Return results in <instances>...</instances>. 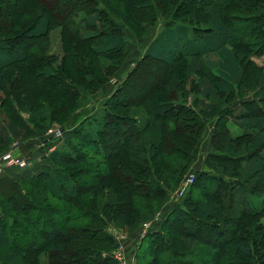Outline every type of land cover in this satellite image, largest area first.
Listing matches in <instances>:
<instances>
[{
  "label": "trees",
  "instance_id": "obj_1",
  "mask_svg": "<svg viewBox=\"0 0 264 264\" xmlns=\"http://www.w3.org/2000/svg\"><path fill=\"white\" fill-rule=\"evenodd\" d=\"M24 1L22 9L23 0H0V150L36 137L47 166L32 180L44 190L39 195L20 197L0 185L9 200L0 219V264H32L31 255L45 252L49 264H118L107 254L115 247L107 224L128 227L133 220L129 231L135 232L161 212L171 190L163 176L175 175L173 164L189 168L199 158L206 120L214 117L207 170L194 180H207L215 192L194 199L193 185L163 223L151 220L137 264H264V66L255 63L264 60V0H106L105 8L101 0H53L56 15L50 0ZM112 1L126 22L109 6ZM32 8V19L23 26L15 22ZM160 19L162 29L102 104V117L77 121L79 104L98 92L94 80L101 83L105 74L87 56L121 64L125 28L141 33ZM57 27L64 30L60 60L46 54ZM20 35L27 44L16 49ZM147 60L167 69L163 82L136 101L120 99ZM191 95L208 101L203 110L187 103ZM219 105L225 109L215 116ZM134 106L141 117L125 115ZM229 122L240 131L230 137ZM54 124L59 138L47 134ZM134 155L142 162L136 175L119 176L123 160ZM93 159L103 175L88 177L92 169L81 167ZM109 166L119 176L111 191L99 186ZM119 191L130 199L110 204ZM48 193L61 205L50 204ZM187 220L207 224L219 241L195 228L185 232Z\"/></svg>",
  "mask_w": 264,
  "mask_h": 264
},
{
  "label": "rangeland",
  "instance_id": "obj_2",
  "mask_svg": "<svg viewBox=\"0 0 264 264\" xmlns=\"http://www.w3.org/2000/svg\"><path fill=\"white\" fill-rule=\"evenodd\" d=\"M101 1L103 3H101ZM100 4L101 6H103V8H105V6H108L107 1L106 0H101ZM50 7H51V12L54 13V15L57 14V9L54 7L55 2L53 0H50ZM113 10H115L121 17V19L123 21H127L126 16L124 15L123 11L121 10L120 6H118V4L115 3V1L110 2L109 5ZM25 1L23 0V3L21 5V8H25ZM36 9V8H35ZM35 9L32 8L29 12H27L28 14L26 15H18L16 16L15 22H20V24L23 26L25 23L28 22V20L32 19L35 16ZM43 7L41 8V13H42ZM162 20H158L157 21V25L155 27H145L143 29V31H141L136 27V29H132L131 27L127 26L124 30V39L127 42V48L125 51V55L124 58L121 62V64L118 63H113L109 60H105L104 58L98 59L97 61H95V58L92 55H88V60H92L94 65L100 70V68L102 69V74L105 73L103 75L102 78V82L100 83L98 80H94V88L98 90V92L93 95L90 96L87 94L86 96V101L83 103H80V107L77 109L76 115H77V121H82V119L90 116V117H97V119H99L100 117H102L100 115V113L102 112V104L104 102H106V100L108 98H111L112 94L114 93V91L116 90V87L120 86L121 81H123L127 75L130 74V72H132V69L134 68V65L136 64V62H138V60H140L144 54V49L147 47V45L153 40L155 39L154 37L157 35V33L162 29ZM203 25V24H201ZM200 25V26H201ZM205 26V25H203ZM18 30H22V28H19ZM64 30L61 29L60 27L57 28H53L49 34V38L48 40L50 41L49 43V48L48 51L46 52L47 55L49 56H54L55 58H57L58 60L61 59L63 55V49H62V44L63 41L61 39L62 36V32ZM14 35V34H13ZM63 36H66L63 33ZM23 36L20 35V37H18L17 39H14L15 41V48L16 49H21L23 48L24 45L27 44V41L25 42L24 39L22 38ZM13 40V39H12ZM26 43V44H25ZM63 58V57H62ZM87 60V61H88ZM59 63V62H58ZM150 60H147L144 62V64L141 66L140 69H137L133 76L132 79L130 80V85L128 86V89L126 91V94L120 95V99H127V100H133L136 101L138 99L141 98V96H144L145 93L149 92L151 89L159 86V84H161L163 81V77L167 72V69H164V67H158V68H154V66H152L150 64ZM255 63H257L258 65H263L264 66V60L259 58V59H255ZM102 66V67H101ZM90 76H87V78ZM85 78V79H87ZM143 78V79H142ZM181 78V77H180ZM97 79V78H96ZM184 79V78H182ZM78 81V80H77ZM189 101H191L192 103H194V106L199 108V109H204V106L206 105V103L208 101H206L205 99H201L198 98L197 96H189ZM197 99V103L195 105ZM139 103V102H138ZM137 103V104H138ZM230 105V103L228 104V106ZM219 108L216 110L215 112V116H217V114L219 115L220 112H222L225 107L223 106H218ZM241 109V108H240ZM130 112H127L125 115L127 117H131V116H135V117H141L142 115V110H138L136 108V106L131 107ZM138 111V112H137ZM118 112L120 114H124L126 111H121L118 110ZM238 113V110L234 113L236 114ZM26 118V117H25ZM207 123H211L209 121H206ZM215 123V122H214ZM213 125V122H212ZM59 125L54 124L52 126V131H56L59 130L60 127H58ZM228 128L230 130L229 133V137L232 135H235L236 133H239L240 131L238 130V128L235 127V124L232 122L228 123ZM47 131L48 132L50 131ZM121 130L120 128L117 126L116 128V132L119 133ZM48 135H52V133L48 134ZM227 137V136H225ZM32 138V137H31ZM31 138H24L22 139L20 142H25ZM212 140V136L211 135H205L203 137L202 140V145L200 146L199 149V158H197L194 162H192L189 165V168H186V166H182L180 164H176V165H172L173 170L175 171V175L173 176H168L166 177V175L163 176V178L166 179V181L169 182L168 185V195H169V200L168 202L163 206V210L161 212H155L153 213V216L151 217V219L149 220V222H145L143 223L135 232L129 231L131 228H133L134 225V221L132 220L130 225L128 227H116L111 223L107 224V230H111L114 229L115 231L121 232L122 236L125 235V240H124V246L123 248L125 249V254H127L130 257V260H133L135 264H137V259H136V253L138 250V247L141 245V237L142 234L144 233L145 230V225H149L151 220H161V223H163L164 221V217L166 215L167 212H170V210L172 208H174L176 206L177 203H182L184 199H186L187 197V193L188 191L191 190L192 186H198V189H193V191L195 192V196L194 199H199V197H201L203 194L202 193H208V194H212L215 192L213 184H211L210 182H208L207 180H205L202 183H199L197 178L198 176V172L199 171H205V169L207 170L206 166L204 165L205 160H206V156L207 154H209V151H204V147L205 144L207 143L209 145L210 148V143ZM38 141V140H37ZM39 142V141H38ZM224 142V141H223ZM19 142L17 143H13L11 145V147L7 150H0V157L3 156V154L11 151L14 156L16 157H21V156H17V154L15 153L16 151V147L18 146ZM41 145V142L38 143V146ZM219 145V144H218ZM220 146H222V144L220 143ZM219 146V147H220ZM39 149H36L35 151H38ZM139 156V155H138ZM137 155L132 156V157H128L125 160H123L122 163V169L119 172V176H122L124 178L128 177L129 179H133L132 177L135 174V172L133 173V170H135L137 167L136 164L138 163H142L137 161L138 158H136ZM97 162L100 161L99 159H93L90 161H84V163H81V167H86V169L90 170L92 169V171L90 172L89 175H87L88 177H90L91 175H93V173L95 172H100V175H103V169L100 167L102 166V164H100V166H98ZM156 162L159 165H164V161L160 160V159H156ZM29 163V160H28ZM79 165H76L75 168H78ZM28 167V166H27ZM80 167V166H79ZM125 167L127 169H125ZM108 169V175H106L103 179V181L101 182V184L99 186L102 185H108L110 191L116 189L117 185L119 184V176L115 177V175H112L111 172H113L111 166H109ZM72 169V168H70ZM73 169V170H74ZM163 170V169H162ZM165 172V171H164ZM110 173V174H109ZM133 173V174H132ZM194 174L196 175V182L194 180ZM156 175V173L154 174ZM178 180L175 181L176 177H178ZM87 181L89 180V178L86 179ZM86 180H83L82 183L86 184L85 182H87ZM179 182V183H178ZM79 183V182H78ZM175 183L178 185L175 186ZM108 189V190H109ZM113 192V191H112ZM112 196V195H110ZM93 197L92 195H89V198ZM118 199H116V201L112 200L110 201V204H115V202H120V201H125L130 199L129 196H126V194L121 193L120 191L117 192V196ZM193 221H186V229L184 230L189 231L190 227L191 228H195L196 231H198V233L202 236V237H211L212 240L215 241H219L218 237H214L211 235V232L209 231V228H207V224L206 225H198L196 223H192ZM192 230V229H191ZM171 242L174 243L176 242V240L174 238L171 239ZM177 243V242H176ZM116 245V244H115ZM175 247V248H174ZM173 247V250H179V247L177 248L176 246ZM115 249V247L110 251L107 252V254H110L113 250ZM260 259H258V263L260 264ZM144 262H142V264H144Z\"/></svg>",
  "mask_w": 264,
  "mask_h": 264
},
{
  "label": "crops",
  "instance_id": "obj_3",
  "mask_svg": "<svg viewBox=\"0 0 264 264\" xmlns=\"http://www.w3.org/2000/svg\"><path fill=\"white\" fill-rule=\"evenodd\" d=\"M190 99L188 98L187 103H191L189 101ZM240 102L238 100H235L232 104L231 107H233L235 110L238 109ZM216 117L206 120L211 123L206 122V128L204 130L203 137L205 135H211L213 132V127H214V121ZM213 122V125H212ZM38 141L37 138H31L25 142H21L18 144L16 147L15 153L17 156H21L22 158L26 159L27 161L29 160V163L25 168H18V169H13L9 173L5 174L0 178V185L5 183L7 186H10L15 189L17 196L22 197L23 195H26L27 197H33L32 194L36 193L39 195L41 190L40 188H35L33 185L32 180L34 179L35 176L39 175L42 172V169L47 166V160L44 159V157L40 154L39 150L35 151L36 149H40L41 145L38 146ZM209 145L206 143L204 147V151H209ZM51 149L50 151H52ZM1 187V186H0ZM46 191V190H45ZM48 202L50 204L55 203L58 205H61L60 202L56 201V199H53L50 196V193H48ZM8 199L3 198L0 194V219L3 220L2 216H5L4 213L8 211ZM11 213H14L12 210H10ZM11 220L9 221V223ZM16 250V249H15ZM34 262L32 264H49V256L48 253H42L38 256L31 255L30 256Z\"/></svg>",
  "mask_w": 264,
  "mask_h": 264
},
{
  "label": "built area",
  "instance_id": "obj_4",
  "mask_svg": "<svg viewBox=\"0 0 264 264\" xmlns=\"http://www.w3.org/2000/svg\"><path fill=\"white\" fill-rule=\"evenodd\" d=\"M50 133H52V135L55 138H59L61 131L50 130L48 134ZM27 164L28 161L26 159L22 157H16L11 151H9L0 157V176L4 173L5 169L25 168ZM150 225L151 224L144 226L145 230L144 233L142 234V237L145 236ZM108 232L116 244L115 249L110 254H108V256L111 257L113 260H115L118 264H135L134 261L130 260V257L127 254H125V249L123 248L124 240L126 238L125 235L122 236L121 232L115 231L114 229L108 230Z\"/></svg>",
  "mask_w": 264,
  "mask_h": 264
}]
</instances>
